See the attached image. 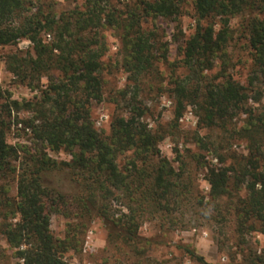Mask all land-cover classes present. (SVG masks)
I'll return each instance as SVG.
<instances>
[{"label":"trees","instance_id":"obj_1","mask_svg":"<svg viewBox=\"0 0 264 264\" xmlns=\"http://www.w3.org/2000/svg\"><path fill=\"white\" fill-rule=\"evenodd\" d=\"M188 1L196 26L179 40V63L188 73L172 76L167 87L174 100V127L191 106L198 126L229 136L236 132L245 141L246 153L228 163L219 153L224 147L212 142L220 165L208 166L205 173L208 203L214 204L216 221L229 215L238 236L254 229L264 234V105L249 104L260 102L264 93V0H138L124 15L109 0H85L82 8L59 12L50 0H0V45L22 39L31 44L24 53L8 54L6 68L18 83L39 90L34 99L17 100L0 88V234L22 264H69L63 254L78 248L77 234L94 217L106 225L109 243L123 254L132 252L131 264H143L140 219L180 221L175 213L182 214V206L191 202L190 185L184 182L187 166L180 160L177 170L161 155L159 142L167 134L149 127V109L139 91L142 79L153 74L155 60L165 59L167 50L158 27L145 29L143 21L176 19ZM237 16L251 55L246 85L226 72L230 20ZM106 25L121 32L123 67L131 81V90L127 86L112 98L116 110L108 134L95 128L91 118L92 103L104 99L100 73L107 46L99 29ZM174 40L178 42L176 35ZM217 59L220 76L208 78L205 71ZM43 77L48 80L45 88ZM23 109L31 115L12 114ZM243 114V124L232 127L234 118ZM18 124L17 129L29 131L33 146L7 141L11 126ZM192 137L206 147L207 136L194 131ZM61 149L70 153L68 162H57L47 153ZM127 152L131 156L120 163L118 158ZM194 161L206 163L196 155L190 159ZM61 169L77 184L71 193L47 181L51 171ZM113 200L123 206L118 213ZM52 213L71 218L63 239L50 231ZM184 250L199 264H210L193 250ZM243 261L264 264V255L254 252Z\"/></svg>","mask_w":264,"mask_h":264},{"label":"rangeland","instance_id":"obj_2","mask_svg":"<svg viewBox=\"0 0 264 264\" xmlns=\"http://www.w3.org/2000/svg\"><path fill=\"white\" fill-rule=\"evenodd\" d=\"M54 2L57 12L73 8H82L85 0H50ZM138 0H109V4L117 14H125L127 10L134 7ZM120 12V13H119ZM241 17H233L230 20L232 39L228 43L229 62L226 72L233 79L246 85L247 76L250 69L251 55L244 41ZM158 27L162 42H167L166 58L155 60L153 74L142 79L140 84L139 98L143 101L149 111L145 115V120L149 127L154 130H165V137L159 142V149L162 156L167 158L178 170L181 161L187 166L184 172V182L190 185V204H184L177 214L180 221L171 223L161 216H143L140 219L138 234L142 239V244L146 246L143 264H199L191 258L184 248L193 250L195 254L203 257L206 263L210 264H241L248 254L264 255V234L258 230H251L238 236L233 232L234 223L229 220V215L218 216L216 221V211L214 204L208 203L209 184L205 179L208 166L220 165L214 155V146L224 147L219 151L226 157V162L232 160L234 155L246 153V143L235 132L234 135L228 133H218L207 127L197 125V116L191 106H187L182 116L174 127L173 111L174 100L167 91L171 77L185 75L188 71L180 65L181 51L179 40L188 37L196 26L195 13L190 1L186 2L183 13L173 20L151 19L143 21V27L149 29ZM182 32V35L179 32ZM159 33V32H158ZM99 34L104 39L107 51L102 58L101 78L103 82L104 99L100 102H93L91 105V118L95 128L104 134L110 131V121L116 110V104L112 98L117 91L129 86V74L123 67V56L125 47L122 41L121 32L113 27L103 26L99 29ZM178 42L174 40V36ZM48 39V37H46ZM31 49L28 40L22 39L14 45H0V88L4 95L8 92L10 97L17 100L34 99L39 96V90L29 88L24 84L18 83L13 75L7 70L5 58L8 54ZM222 65L217 59L211 70L205 71L208 78L219 77V70ZM163 80L162 85L158 82ZM47 78L41 79L42 88L47 85ZM131 92L128 93V97ZM255 108L264 105V93L260 102H249ZM124 106V105H123ZM125 110V109H124ZM18 118H26L31 115L29 111L20 110ZM246 115L234 118L235 128L240 127ZM17 126L12 125L7 133L9 143H24L33 146L34 141L29 131H21ZM233 130V129H232ZM197 131L202 136H207L206 147H202L192 137L193 132ZM48 155L57 162H68L70 153L65 150L50 151ZM198 156L200 162H190L192 157ZM131 156L127 152L118 158L122 164ZM181 160V161H180ZM69 171L53 170L47 175V181L63 192H73L77 184L71 179ZM243 190H238V195H242ZM236 197V195H234ZM198 199H202L199 205ZM230 202V200H227ZM113 208L116 213L122 210L123 206L113 200ZM116 204V205H115ZM124 210V209H123ZM123 212V211H122ZM214 217V218H213ZM228 218V219H227ZM71 218L65 217L61 213H52L50 216V231L55 238L63 239L66 236L68 223ZM76 223V221H74ZM78 225V224H77ZM236 225V224H235ZM83 231L77 234L79 239L78 248H71L63 254V258L69 264H131L133 259L132 252L121 253L108 241L106 225L98 217L86 221ZM0 264H22L21 260L13 255V249L6 243L0 234Z\"/></svg>","mask_w":264,"mask_h":264}]
</instances>
